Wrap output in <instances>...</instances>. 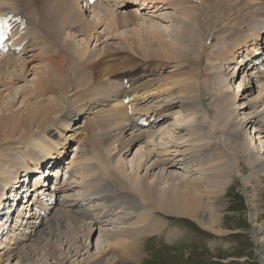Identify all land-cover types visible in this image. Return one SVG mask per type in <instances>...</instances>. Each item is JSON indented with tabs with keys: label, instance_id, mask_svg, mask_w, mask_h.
Here are the masks:
<instances>
[{
	"label": "bare ground",
	"instance_id": "1",
	"mask_svg": "<svg viewBox=\"0 0 264 264\" xmlns=\"http://www.w3.org/2000/svg\"><path fill=\"white\" fill-rule=\"evenodd\" d=\"M7 1L0 0V15L8 14L26 23L24 32L12 34V48L0 57V88L9 97L8 104L0 108V264H137L143 255V250H137L140 248L138 236L140 233L147 236L160 228V222L154 219L156 213L193 220L209 213L212 224H216L220 211L225 207L224 202H219V197L234 176L240 179L247 195L252 198L257 196L252 182L242 177L236 157L243 154L248 157L245 170L250 167L256 181L264 177V158L259 154L264 149V141L259 138V134L264 132V73L255 70L248 73L250 70L243 55L255 51L264 32V0H199L201 4L195 11L196 15H190L188 9L184 13L185 19L192 17V36L182 27L183 21L174 20L177 41L188 45H168L162 33L156 34L150 29L144 32V36L136 34L138 39L133 41V47L140 53L143 47L139 42L142 40L146 47L143 48L144 53L155 59L148 66L137 65L130 58L117 62L116 56L114 62V56L108 54L111 52L108 45L113 44L108 42L116 38L108 35L104 31L106 29L101 31L104 32L102 35L89 32V37L94 35L92 42H102L99 45L103 46L102 52L96 49L97 52L93 51L90 57H85L84 50L76 49L78 52H75L73 40L78 38L75 34L81 35L79 22L83 12L85 19L89 20L85 13L91 8L83 0ZM43 1L46 3L43 4ZM102 1L109 3V0ZM136 1L118 0L119 4L113 9L120 8V11L113 19L104 22L103 18L90 20L88 28L97 31L108 23L107 26L115 30L119 24H133L132 17L140 20L142 16L133 14L139 11L138 8L133 12L128 11L127 2ZM140 1L164 4L167 8L172 0ZM99 4L92 6L97 15L99 11L96 7ZM254 7L258 8L250 10ZM201 12L206 13L205 20L218 18L216 23L212 22L211 37L204 34L206 26L205 20L200 18ZM155 16H152L153 19H156ZM168 17L159 16L161 20H168ZM28 19L33 27L29 26ZM200 19H203L204 25ZM70 30H73V34H67ZM83 31L86 32L82 38L88 32L84 28ZM65 33L67 37L60 45V34ZM221 35L224 36L220 42ZM68 37H72V41ZM206 46L211 49L217 46L218 52L208 57V52L204 50ZM169 47L179 57L165 59ZM188 56H193L195 62H202L205 56L206 62L212 59L226 61L227 67L230 64L228 59L231 60L234 63L231 78L238 76L240 69L246 73V77L252 78L248 79L246 90L242 93H250L252 84H259L260 91L255 100L261 99L262 112H250V118L243 116L242 123L237 121L233 107L240 100L237 95L227 94L224 98L231 107V113H226L224 120L210 122L211 140L202 142L203 139L198 141L195 137L189 141L187 149L181 150L183 147L175 141L180 138V129L189 131L190 127L178 125L175 121L168 132L171 146L162 143L160 152H150L137 163L138 170L145 171L143 176L135 174L134 178L126 175L123 164L117 166L118 169L112 168L114 159L110 155L115 148L118 154L123 149L132 150L133 145L144 140L146 135L151 136L152 132H156L151 129L153 122L147 128H137L138 114L149 113L154 120L166 117L161 124L164 126L175 105H179V109L192 111L199 107L201 97L198 83L202 69L191 76L182 72L178 77L183 78L178 80L173 79L174 76L164 78L170 82L163 80L161 83L169 68L166 60L188 61ZM68 59H78L80 63H68ZM134 59L137 61L139 58ZM36 63L40 64L38 68V65H34ZM126 66L130 68L123 70ZM9 68L13 69L10 74L7 72ZM30 71H33L35 79L30 85L17 90L16 81L19 78L24 80ZM173 88H177V97L172 94ZM19 97L22 100L16 109L14 107ZM128 97H131L130 102L124 104L123 100ZM159 99H162L161 102L166 100L163 107L154 105ZM247 119L249 121L244 126ZM245 128L249 130L246 135L252 134L251 137L242 134ZM252 139L261 147L257 152L252 151ZM72 143H76L75 149L71 148L69 152ZM110 146L115 148L110 149ZM63 153H69V157L72 155V160L66 162L70 168L69 176L72 172L76 173L82 182H78V177L74 178L73 175L74 180L61 182L59 187L51 190L55 191L54 194L44 189L55 201L51 208L43 203L40 206L35 198L27 201L25 196L30 193L27 186L31 185L33 179L32 170L40 172L35 177L49 181L52 177L48 170L50 161H58L61 165L58 157ZM83 153L90 155L99 165L89 164L86 172L81 174L80 170L74 171V165ZM93 168L95 171L89 172ZM170 169L181 170L189 177L185 180L174 176L167 171ZM155 171L158 172L154 175ZM97 172L102 174L98 176ZM191 174L201 177L197 180ZM132 177L133 182L130 180ZM32 183L35 184V180ZM252 205L248 206L249 218L259 228L257 237L254 233L259 254L264 251V241L261 240L264 220L260 223L257 219L263 217L264 213H259ZM33 207L36 210L39 208L36 213L32 212ZM1 208H6V212ZM23 208L31 211L25 216L27 218H22ZM109 226L118 230H108L106 227ZM93 238L95 245L92 244ZM93 247L95 249L92 251ZM261 262L264 264V258Z\"/></svg>",
	"mask_w": 264,
	"mask_h": 264
},
{
	"label": "rangeland",
	"instance_id": "2",
	"mask_svg": "<svg viewBox=\"0 0 264 264\" xmlns=\"http://www.w3.org/2000/svg\"><path fill=\"white\" fill-rule=\"evenodd\" d=\"M4 1L8 2L7 0ZM44 2L46 3V1H43L42 3L45 4ZM171 3L172 6H170ZM117 4L118 3H116L115 6ZM200 4L201 3L199 0H174V1L172 0L170 1V4L167 8L160 9L158 11L152 10L154 11L153 12L154 14L150 15L151 12H149L148 14H146L148 16L145 15L143 19L140 20H135L132 17L131 20L132 22H134L133 24H125V23L122 25L119 24V27H117L115 30L113 29V27L107 26L108 23L106 27L101 26L100 29L97 31L88 28L90 20L85 19L83 12V17L79 22L81 35L75 34L78 36V38L73 40L75 52H78V50H84L86 54L85 57H90L89 55L93 54L94 52H97L96 49L98 50V52H102L103 46L99 47V45L102 42H96V41L92 42L93 39L91 38H93L95 34L102 35L104 32L101 31L106 29L104 31H106L108 35L110 34L112 35L113 38H116V39H111V41L108 42L110 44L111 43L113 44V45H108L109 49L111 50V52H108V54L111 57L114 56L113 57L114 62L116 56L117 62L124 59L126 60V58H130L137 65L144 64V66H148L155 59L148 57L146 54L147 52L144 53L143 48L146 47L144 46L142 40L139 42L143 47L140 50V53L136 50L135 47H133L134 46L133 41L138 39L136 34L144 36L145 34L144 32L150 29L154 31L156 34L162 33L161 35H164L165 40L168 42V45L173 43H176L178 45L180 44L181 46L188 45L187 43L182 44L177 41L176 35L174 34V29L176 27L175 25L176 23L174 24V20L177 22L183 21L184 24L182 27H185L187 32H189L190 35L192 36L194 33L193 27L191 26L192 17L191 18L187 17L185 19L184 13H186L185 10L188 9V11L189 10L191 11L190 15H196L195 11L199 9ZM112 7L113 4L112 3L107 4V2H104L103 4L99 5L98 9L100 11V16L108 19L113 17V13L109 12ZM257 8L258 7H254L250 10H255ZM21 9H22V5H21ZM203 12L200 13L201 16L200 18H203L205 20L206 13L203 14ZM161 14L169 16L168 20L165 19L161 20V18H159ZM86 15L88 17L92 16V14L89 12ZM154 15H156L155 16L156 19H153L152 16ZM203 19L202 21L200 19L202 25H204ZM217 19L208 18L207 20H205V25H204L206 26V29L204 31L205 36L211 37L212 32L210 29L213 24L212 22L216 23ZM84 21L86 22V24ZM206 22L208 23V26ZM207 27L209 28V30H207ZM83 28L86 29L87 31L90 30V32H93L94 35L89 37V34H87L88 37L85 36L86 38L85 37L82 38V36L86 32L83 31ZM68 30L69 29H64V31H68ZM115 33L116 35L113 36V34ZM67 34H73V30L72 31L70 30V33ZM222 36L224 35H221L220 42L223 41ZM66 37H67L66 33L65 35L60 34V45L62 44V40L65 39ZM68 40L72 41V37H68ZM210 44L213 45V43ZM96 46H98V48H95ZM207 47L208 46L204 47V50L208 52V57H211L215 54V52H218L217 46H214L212 49L211 47L209 48ZM167 51L168 54L166 55L165 59L179 57L172 53V48L170 47L167 48ZM36 52L37 51H34V53ZM195 53L196 51L194 49L193 54L195 55ZM134 56L139 59L135 61ZM54 57L58 58L56 55H54ZM192 57L193 56H188L187 57L189 58L188 61L185 59L176 60V61L166 60V62L169 65V68L166 70L167 75H164L165 77H163L161 83L163 80H165L164 78H170L174 76L173 79L178 80L180 78H183V77H178V75H180L182 72L183 74L186 73L189 76H191L193 74H196L198 71L202 69L201 72L202 74L200 75V80L198 83L201 103L199 107L196 108L197 110L194 109V111H192V110L179 109V105H175L174 110H172V115H170V119L168 120V122L164 124V126L161 127L160 125L158 128L154 129V131H156L155 132L156 134L152 132L153 134L151 136L146 135L145 136L146 138L145 137H144L145 139L143 138L144 140H142L136 145H133L132 150L130 149L129 151H126V149H123L118 154L117 153L118 150L114 147L115 145L110 146V149L115 148V150H113V152H111L110 155V157L114 159V161L112 159L113 161V165H111L113 166L112 168L118 169L117 166L120 167V164H123V168L126 170L125 171L126 175L134 176L135 174H137V176L139 177L143 176L145 171L138 170L137 163L140 161V159L143 156H145L150 152H154L155 154L156 152H160L162 143L164 146L166 145V143H169L167 146H171V142H169L171 140H169L170 136L168 135V132L170 131V126H172V124L175 121H177L178 125L181 126L186 125L185 127H190L189 131L188 130L182 131L180 129L181 131L180 138L181 136L182 138L181 140L179 138L178 140L175 141L176 143L181 144V146L183 147L181 150L187 149L189 141L191 142L193 139H195V137L198 138V141L200 139L201 140L203 139L202 142L211 140L210 139L211 135H209L210 122L213 121V123H215V119L218 121L224 120L225 114L231 113V107H228L227 100H225L224 98L225 96H227V94L229 95L232 93L235 96L237 95V99L240 100L233 107L236 110L234 115L238 116L237 121L242 123L243 122L242 118L244 117L250 118L251 115H248L250 112L253 111L262 112L263 104L261 102V99L255 100L260 91L258 88L259 84L256 85L252 84L253 87L250 93L248 92L242 93L243 90H246L247 83L249 82L248 79L251 80L252 78H250L248 75H247L248 77H246V73L241 72L242 71L241 69L239 71L238 76L234 75V77L231 78L230 77L232 75L231 73L234 72L233 70L231 71V69L234 67V63L232 62L233 63L232 64L231 60L228 59V63L230 64L227 67L226 61L223 62L220 60L212 59L211 61L206 62L205 61L206 56H205L202 59L203 60L202 62L201 61L195 62L193 61L194 58ZM80 59L84 60L83 57H81ZM69 62L75 64L76 62L80 63L78 59L75 60L68 59V63ZM34 65L36 66L38 65L37 66L38 68L40 64L36 63ZM177 66L178 69H175V67ZM29 67L31 68V66ZM128 67L130 68V66ZM128 67L127 66L123 67V70L128 69ZM12 71L13 69L9 68L7 72L8 74H10ZM205 76H207L208 78L204 79ZM33 79H35V76L33 74V71H30V74L24 80L22 79L21 81V78H19V80L16 81V86H17L16 89L19 90V88H22L26 85H30ZM5 80L7 82V79ZM25 81L27 82V84L25 83ZM167 82H170V80ZM238 85L240 86L239 88ZM249 87H251V84L248 85V88ZM0 90L1 92H3L2 94H0V108H4L9 100V97L7 92L2 91L3 90L2 88H0ZM177 92H178L177 88L172 89V94L175 97H177ZM169 96H171V94ZM21 100L22 97H19L18 102L16 103L14 108L18 109L20 107ZM250 100H252V102L254 103L250 102ZM165 102L164 100L161 102V99H159L156 101V103H154V105L163 107ZM251 107L252 109H250ZM241 108L243 109L241 110ZM212 112H214L213 116L211 115ZM234 115L231 116L233 117ZM248 121L249 119H247L244 126L247 124ZM199 132H200V136H199ZM248 132H249L248 129L246 128L244 130L242 129V134L244 133L246 135L248 134ZM191 134L192 136H190ZM250 135L252 136V134ZM246 136L251 137L249 135ZM259 138L260 141H264V132L259 134ZM252 143L254 144L252 149L253 152L255 151L257 152L258 150H260L261 147H258L259 144L258 142L252 139ZM75 144L76 143H72L70 145L68 149L69 152L73 150L71 148H74L73 146ZM263 152L264 149H262V151H260L259 154L260 155L262 154L261 156L264 158ZM243 155L236 157L237 164L240 165V166L238 165V167L241 171L242 177L245 180L252 182V185L255 187V189H257L256 190L257 196L255 198H252L251 196L247 195L245 193L246 191L243 189L242 182L240 181V179L234 176L232 177L231 184L226 187L223 194L219 197V202L220 203L224 202L225 207L223 208V210L220 211V218L219 221L216 222V224H212L211 215L209 213H205V216L203 218L197 217L194 218V220L189 217H183V216L177 217L176 215H165L163 213H156L154 215V219L160 222V228L158 227L157 228L158 230H156L158 231V233L156 231L154 233H149V234L147 233L148 234L147 236H145L146 235L145 233L144 235L143 233H140V235L138 236L140 241V242L138 241L139 242L138 244L140 248H137V250L138 249H139L138 251L143 250V255L139 259L140 261L137 264H262L261 261L262 258H264L263 257L264 255L262 253H264V251L260 252L261 256L260 253L258 254L257 243L255 242L254 239L259 228L256 227V225L251 222L249 218L248 206L249 204L252 205V201H254V204L252 206L253 207L255 206V208L258 210L259 213H264V177L256 181L254 179L253 170L249 169L250 167L247 170H245L246 168L245 164H247L245 162L246 160H248V157L246 155L244 156ZM69 159H71V157H69ZM95 163L97 162H95L94 158H92L90 155H86V153H83L80 156V158L77 159V162L75 163L76 165H74V171L80 170L79 172L83 174L86 172L85 168H87L89 164H95ZM97 165L99 164L97 163ZM97 167L99 166H96V168ZM94 169L95 168L90 169L89 172L91 170L95 171ZM167 171H169L174 176H178L179 178L182 177L185 180L186 178L189 177V175L188 176L184 175L181 172V170L178 169L177 170L170 169ZM156 172L158 171H155L153 174L155 175ZM75 174L76 173H74L75 176L74 178L78 177L76 178V180H78V182H82V179H80L79 176ZM101 174L102 172L96 173V175L98 176H100ZM191 175L192 178H196L197 180H199L198 178L201 177L199 174H195V175L191 174ZM134 178L136 177L134 176ZM134 178L133 177L130 178L131 182L134 181L133 180ZM28 187L29 185L27 186V188ZM1 210L5 213L7 209L1 208ZM262 220H264V216L257 219V221L260 223L262 222ZM106 228L108 230H118L116 228H111V226ZM209 229H213L216 231H211ZM219 230L222 232H220ZM112 232L114 233V231ZM261 240L264 241V235L262 236ZM92 244L95 245V238L92 239ZM94 249L95 247H93L92 251Z\"/></svg>",
	"mask_w": 264,
	"mask_h": 264
},
{
	"label": "snow or ice",
	"instance_id": "3",
	"mask_svg": "<svg viewBox=\"0 0 264 264\" xmlns=\"http://www.w3.org/2000/svg\"><path fill=\"white\" fill-rule=\"evenodd\" d=\"M0 23H2V22H0Z\"/></svg>",
	"mask_w": 264,
	"mask_h": 264
}]
</instances>
